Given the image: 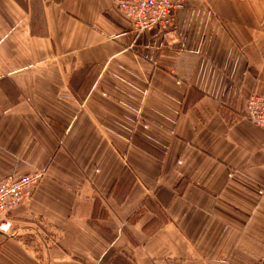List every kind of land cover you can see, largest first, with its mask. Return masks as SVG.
<instances>
[{"label": "crops", "instance_id": "0c3cea01", "mask_svg": "<svg viewBox=\"0 0 264 264\" xmlns=\"http://www.w3.org/2000/svg\"><path fill=\"white\" fill-rule=\"evenodd\" d=\"M264 0H0V264H264Z\"/></svg>", "mask_w": 264, "mask_h": 264}, {"label": "built area", "instance_id": "2783aa9c", "mask_svg": "<svg viewBox=\"0 0 264 264\" xmlns=\"http://www.w3.org/2000/svg\"><path fill=\"white\" fill-rule=\"evenodd\" d=\"M188 0H115L121 13L127 16L136 31L168 27L174 12ZM246 117L264 128V94L252 93L247 100ZM40 172L10 177L0 184V231L10 233L12 222L7 218L15 206L29 196L39 182Z\"/></svg>", "mask_w": 264, "mask_h": 264}]
</instances>
